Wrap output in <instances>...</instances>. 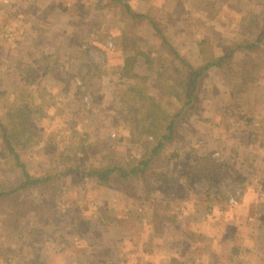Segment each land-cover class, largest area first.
Segmentation results:
<instances>
[{
	"label": "rangeland",
	"instance_id": "374dc122",
	"mask_svg": "<svg viewBox=\"0 0 264 264\" xmlns=\"http://www.w3.org/2000/svg\"><path fill=\"white\" fill-rule=\"evenodd\" d=\"M70 1L43 10L0 0V213L34 211L21 219L18 238L13 217L0 226V246L17 240L21 252L36 247L33 264L45 249L53 264H69L57 247L80 229V242L96 246L93 264H264V159L243 146L262 138L234 131L241 114L255 115L251 100L264 102V40L257 50L240 47L260 38L264 0H126L165 38L120 4L77 0L80 7L67 9ZM49 29L53 48L71 54L65 63L79 61L68 72L78 77L64 82L65 69H43L64 61L46 57ZM172 47L195 67L234 51L201 76L189 107L191 74ZM131 56L134 77L123 70ZM42 99L55 105L46 112ZM148 113L159 123L181 115L146 181L90 177L95 167L130 164L146 152L155 142L142 134ZM16 154L30 174L50 180L24 186ZM81 256L76 264L89 259Z\"/></svg>",
	"mask_w": 264,
	"mask_h": 264
},
{
	"label": "crops",
	"instance_id": "0c3cea01",
	"mask_svg": "<svg viewBox=\"0 0 264 264\" xmlns=\"http://www.w3.org/2000/svg\"><path fill=\"white\" fill-rule=\"evenodd\" d=\"M13 1H14V3L15 2L18 3V2L22 1L23 4L28 3L32 6H34L35 9L38 8V9H43V10L48 9L50 7V5L51 6H52V4L55 5L54 2H57V0H13ZM64 6H66L68 9L70 7L71 8L80 7V4H79V2H77V0H72L68 3H65ZM141 12L142 11H140V13ZM34 19H36V17L32 16L31 20H34ZM49 32H50L51 37L49 36V34L48 35L44 34L42 36V39L45 41V44L48 47L47 51L45 50L46 51V53H45L46 57L48 59H51L54 56H58V57H60L61 60H64V61H63V65H61V67H58V69L56 67L52 68L50 66H47L48 64H46V66H43V69L46 70V72H49L50 74L52 72H55V73L59 72L61 74L62 70L65 69L63 73H65L64 82H66V77H75L76 76V75H73V76L69 75L68 72L69 73H72L73 71L77 72L79 70L78 66L80 67L81 65H79L80 64L79 61H77L75 59L72 60L73 62L71 61V63H69V62L65 63V61L70 58L71 54L69 55V54H67V52H63V47H62V49H60L59 47L54 49L53 45L51 43L54 34L51 33L50 29H49ZM30 35H32V34L29 33L28 36L30 37ZM37 35H39V34L32 35V37H34V39H33L34 42H37V40H38L36 38ZM39 41L40 40H38V42ZM35 44L36 43H34V45ZM36 61H38V60H36ZM35 62H32L33 64L31 63L32 65L30 67H34ZM67 64H68V68L66 66ZM124 66H125V64H124ZM124 66H123V69H124ZM76 77H78V76H76ZM49 81L50 82L52 81L51 84L48 86V89L50 90V89H52V86H55V81H53V80H49ZM60 83H62V82L60 81ZM31 101H32V102H30L31 105H33V103H36L33 100H31ZM28 102L26 104H29ZM250 103L256 104L257 110L255 111L256 112L255 115L253 114L252 116H245L244 114H241L238 118H236V123L234 125L235 126L234 131H236V129L238 128V129H240L239 131H241L240 133L242 136L247 135L248 137H251V138L255 137L256 133H260L258 135L259 138H262V141L260 143H256L254 140H252L251 145H250V143H248L249 141H247V142L243 143V146H244L245 150L251 151V154L252 153H258V154L262 153L263 155L260 157L264 159V142H263L264 141L263 140L264 139V128H263V126H264V102L259 103L253 99L250 101ZM42 105L44 106L43 107L44 111H46L48 106H49V109H51V106L53 107L55 104L47 103V101L44 99L42 102ZM32 121L34 122L36 120L32 119ZM223 134H224V132H223ZM259 147L262 149H260ZM250 157H252V155ZM262 163H264V161ZM1 198H2V195L0 193V199ZM258 198H259V200H262V202H264V196L263 197L259 196ZM92 204H94V202H92ZM2 208H0V209H2ZM33 212H34L33 209H25V208H23L22 210H19V209L15 210V211L13 210L11 212L10 211L7 212L5 210H2V212L0 213V226L1 227H7L8 226L7 223L11 222L9 217L10 218L13 217L14 222H16L14 225V231L17 232L16 238H18L19 235L22 236V234H19V233H21V230H19L20 229L19 223H20L21 219L25 218L28 220L31 216H33ZM23 213H25V214H23ZM18 214H23V215H20L19 216L20 218L17 219L16 215H18ZM258 227L260 229L263 228L264 223H259ZM77 230L73 231V234L70 233L71 231H68L69 233L66 232L63 234V239L60 241V244H58L59 246L57 247L59 254L63 255V257L65 258V260L69 264H72V263L76 264V262H79L80 260H82L81 255H85V256L89 257V259H87V257H85L87 259L85 261V264L97 263V262L93 261V257L95 255V254H93V249L96 248L94 243H92L93 239H90L91 242H86V243H84L83 241L80 242L78 237L80 236L81 230L80 229H77ZM30 232H31V229H30ZM77 235H79V236H77ZM22 244L20 245V243H18L17 240H15V241L12 240L10 243L3 242V245L0 246V253L3 254V257L0 254V264H15L17 261H18L17 262L18 264H27V263L33 264V263H35V260H33L32 258H33L34 250L36 249V247L33 245L27 244L26 247L24 248L23 252H21L20 249L22 247ZM47 251L45 249L44 253L41 254L40 262H39L40 264H53L52 254L49 253V251L48 252ZM20 252L22 254H20Z\"/></svg>",
	"mask_w": 264,
	"mask_h": 264
},
{
	"label": "trees",
	"instance_id": "16d2710c",
	"mask_svg": "<svg viewBox=\"0 0 264 264\" xmlns=\"http://www.w3.org/2000/svg\"><path fill=\"white\" fill-rule=\"evenodd\" d=\"M109 2L112 4H120L123 7L126 16L133 20H137L142 17H147L151 21L152 25H154L158 30V32L162 35V31L160 28H158L156 20H154L152 17L148 16L147 14L136 12L135 10H133L131 5L126 0H109ZM162 37L164 36L162 35ZM263 40H264V29L260 38H258L256 42H254L253 44L241 45L240 47L242 49L257 50L260 49L261 42ZM166 42L169 45L167 39ZM170 51L176 56L178 60L182 62L183 67L187 68L191 74V77L187 79L188 93H187V100L183 103L184 107H189L190 105H192L199 84L201 83L200 80L201 76L213 66H222L223 60L226 57H231L234 52V51L229 52L227 56H223L219 58L216 62H209L203 66L195 67L187 59H185L174 47L170 48ZM136 53H141V52L140 50H137ZM132 60H133L132 56L126 58L125 60L126 64L123 69L124 73L130 77L132 76L134 77L137 75L128 70L129 66H132L131 63ZM176 97L180 98L181 94H177ZM180 115L181 114H176L174 115L173 118L166 121L165 123H159V119L156 118V115H152V114L149 115L148 113L143 121L144 122L146 121L149 124L146 126L144 131L142 130V134H145L147 137L153 136L155 138V142L153 141L148 142L146 152L140 158H138L136 162L130 164H122L118 160H112V162H109L108 164L102 167L93 168V170H91L88 173V175L104 183L111 180L115 173H118V176L120 178H123L128 181H133L134 179H140L141 181L142 180L146 181L145 178L148 173V170L152 167L155 160L161 157L162 154L165 153L168 145L176 139V127L178 123L177 118H179ZM155 127H158L161 130L158 135L156 134L155 131H153V128ZM5 139L8 142L9 146L11 147V141L7 136V134L5 136ZM16 158L18 159L20 166L23 168L24 174L27 178V182L26 184H24V186L38 185L40 183H45L50 180L48 177L47 178L34 177L33 175L30 174L29 171L26 170L25 165L20 162L19 156L17 154H16ZM23 214L16 215L17 219H19L20 218L19 216Z\"/></svg>",
	"mask_w": 264,
	"mask_h": 264
}]
</instances>
